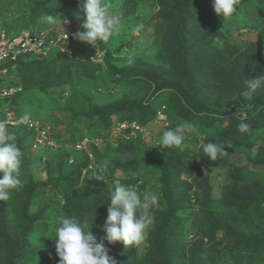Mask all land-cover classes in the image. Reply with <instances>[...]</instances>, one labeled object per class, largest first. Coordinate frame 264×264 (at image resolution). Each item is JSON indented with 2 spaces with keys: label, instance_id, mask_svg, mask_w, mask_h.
<instances>
[{
  "label": "trees",
  "instance_id": "16d2710c",
  "mask_svg": "<svg viewBox=\"0 0 264 264\" xmlns=\"http://www.w3.org/2000/svg\"><path fill=\"white\" fill-rule=\"evenodd\" d=\"M18 1L25 24L8 22L14 29L10 34L35 33L29 28L31 24L50 26L41 19L46 15L57 14L61 17L57 21H67L71 26L78 21L79 0ZM104 3L108 10L123 14V25L102 45L101 62L87 56L90 46L74 38L79 60H71L60 51H52L51 55L56 53L53 57L23 55L9 75H0V86H21L23 91L2 102L10 103L22 116V111L26 112L23 104L41 98L47 111L85 117L91 122L88 136L105 142L100 131L105 128L111 133L114 116L118 121H136L158 138L167 128L191 122L195 131L188 133L196 141L184 140L181 146L169 149L148 143L141 134L127 139L120 136L116 145L109 142L105 152H97V162L106 171L101 177L92 172L84 176L91 162L85 153L75 157L74 150L66 151L60 159L44 161L48 150L35 157L33 163L47 174L45 181H38L30 169L32 162L23 159L22 187L10 190L9 199L0 201V264H59L56 247L51 248L38 236L53 233L61 216L81 219L117 264H264V172L255 177L231 162L239 152L253 165L264 167V88L249 100L241 95L247 90L246 80L264 74V0H241L237 15L225 24L214 12L212 0ZM150 8L157 9L156 18L162 22L160 49L149 60L140 56L130 60L126 52L133 37L125 43L116 36L130 35L129 18L140 14L145 20ZM244 29L256 32V39L233 41V35ZM82 30L79 22L71 32ZM53 89L59 98L67 97L63 104L51 94ZM33 92L37 93L30 95ZM159 113L167 117L168 126L155 122ZM241 117L250 126L248 132L238 129ZM17 131L20 148L31 150L30 135L24 137L22 130ZM207 142L231 147L225 145L228 154L212 161L202 151ZM113 153H129L132 159L121 163L111 158ZM72 157L79 160L70 164ZM227 168L222 196L216 198L209 174ZM148 173L159 183V193L150 209L153 223L146 230L145 254L140 257L138 246L109 244L102 229L114 182L137 186ZM42 187L53 192L47 195ZM50 200L56 206L52 216L45 219L52 207ZM188 210L191 215H184ZM41 223L44 227L39 230Z\"/></svg>",
  "mask_w": 264,
  "mask_h": 264
},
{
  "label": "clouds",
  "instance_id": "9594fccd",
  "mask_svg": "<svg viewBox=\"0 0 264 264\" xmlns=\"http://www.w3.org/2000/svg\"><path fill=\"white\" fill-rule=\"evenodd\" d=\"M240 4L241 0H212L214 12L222 18L224 24L237 15L236 10ZM79 5L77 19L80 20L83 30L74 33L73 38L94 47L97 42H102L104 46L119 31L120 18L109 13L104 0H79ZM57 17L60 16L46 15L41 19L53 25L57 23ZM246 83L247 90L241 95L245 100H249L258 89L264 88V74L256 79L246 80ZM236 116L238 113L234 117ZM29 118L27 113L21 116L24 121ZM249 127L241 117L239 131L248 132ZM193 131V123L181 122L174 128L164 130L159 144L161 148L179 147L185 139V132ZM16 139L13 132L0 124V201L9 199L10 190L22 187V153L15 142ZM225 145L231 147L230 144L207 142L203 144L202 151L206 157L215 161L218 156L228 154ZM157 200L158 196L152 190L145 189L140 192L135 186L115 181L110 192V202L107 204L108 216L102 229L106 233L108 243H123L125 247L141 245L146 237V230L153 223L150 209ZM86 227L88 230H85ZM53 239L59 264H117L104 244L96 241L89 226L76 216H61Z\"/></svg>",
  "mask_w": 264,
  "mask_h": 264
},
{
  "label": "rangeland",
  "instance_id": "374dc122",
  "mask_svg": "<svg viewBox=\"0 0 264 264\" xmlns=\"http://www.w3.org/2000/svg\"><path fill=\"white\" fill-rule=\"evenodd\" d=\"M24 1V0H23ZM18 0H0V29L3 31H6L7 33L13 32L10 27H8V22H12V20L14 21H19L21 25L25 24V21L23 20L22 15L24 14V11H21L22 8H20L19 4H18ZM148 16L145 18V20H141L139 18L140 14L137 15H132L129 20L132 23V28H130V32L128 36L124 37L123 34H119V36H116V40H120L123 41L125 43H127V39L128 37H133L132 39V44H131V48H129L127 50V54L128 57L130 58V60H134L137 56L142 57L143 59H150V57L154 54L157 49H160V41H159V36L161 34V30H162V22L159 18H156V12L157 9H148ZM110 14L116 15L120 18L123 17V14L120 12H115V11H111L109 10ZM79 22L80 20L76 21L75 23L72 24V26L70 25L69 22H65L62 20L61 21H57L56 24L53 25H45V24H37V25H30L29 28L33 29L34 31H36L35 33H37L38 31H44L45 33L52 35V36H56V35H64L67 33H70L71 29H73L74 27H79ZM236 21H234L232 24H235ZM231 24V23H230ZM254 26H256L258 24V22H256L255 20L253 21ZM123 24L120 23V26L122 27ZM17 31H19L20 29H15ZM32 30V31H33ZM248 35H244L247 34ZM256 32H254L251 29H244L243 31L240 32H236L233 35V41L236 40L237 42H241V41H246V40H253L256 39ZM103 43L102 42H97V46L94 47L92 45H89L90 47H93L91 49V51H89V53L87 54V56H90L91 59H96L98 61H102L103 60V56H104V48H102ZM154 48V51H150L148 50L149 48ZM59 50H56L55 52H58ZM49 55L51 57L55 56V54L51 55V53H49ZM122 66L124 64H121ZM119 91V90H118ZM52 95H55L57 98L61 97L59 92L56 91V89L51 90L50 91ZM37 92H33L30 93V95L35 94ZM114 95H118V93H114ZM35 96V95H34ZM32 96V98L34 97ZM39 96H41L39 94ZM64 96H68L66 95V93L64 94ZM112 97V96H111ZM67 97L64 98H59V104H63L65 102V99ZM113 99V98H112ZM25 111H22V116L27 113L29 114L30 118L38 120L42 123H49V124H53L57 129H55V135L57 134V139H64L65 136H63V134L66 135V138H69L72 133L75 134L76 136L79 137V133H81L83 135H87L89 133H85V127L88 126V123H91L89 121H86L85 117H73V115L68 114L66 111H59V112H50L47 111L44 106V104L41 102V98L40 100H35L34 102H31L29 104H23ZM7 107V103L5 104L4 102H2V100H0V120H2L3 118V110ZM167 120V117L162 113V115H160L158 117V120H156L155 122L157 124H162L165 123ZM162 122V123H161ZM170 124V122L168 121V123H165L164 125L168 126ZM163 126V125H162ZM89 127V126H88ZM81 128L83 130H81ZM8 131L13 132L15 135H17V130L15 131V128H7ZM89 130V128H88ZM77 131V132H76ZM79 131V132H78ZM101 134L104 135V138L107 140H112V143L115 142V145L118 143L119 141V137L121 136L116 123H113V126L111 128V133L108 130H105V128L101 129ZM22 133V131H21ZM26 136V133H24V137ZM142 137L145 138V140L148 143H152L155 145H158L160 138H158V136L156 135V133L148 128H146V132L141 134ZM17 137V136H16ZM199 141L203 140V137H199L198 138ZM186 141H196V138L188 132H185V139ZM19 146V142L15 141ZM30 144H28L31 147V150L29 149V147H22L20 148L21 153H22V163H23V159H25L26 161L32 162L31 163V171L34 172L35 174V178L38 181H45L47 179V174L46 172L38 167L35 163H33V161L35 160V157L41 153L44 154L45 152V148H42V146L40 147H34V145L36 144L33 140H31V142H29ZM104 144V145H103ZM104 146V147H103ZM103 148L97 149L99 150V153H103L106 151L107 146L105 145V143H101V146ZM35 148V149H34ZM183 149L187 148V145H183L182 147ZM72 149L70 148H62L59 150H51L49 149L46 152V156L48 158H52V159H60V157L62 156V154H64L66 151L69 152ZM74 153L75 157H79L78 156V152H72ZM119 154H115L113 153L111 155L112 156H117ZM128 156L123 157V158H118L119 161H121V163H123L124 159H126ZM132 156L130 155L129 159ZM74 159V157H72ZM112 159H116V158H112ZM76 160H79V158ZM75 160V163H76ZM231 162L233 165L241 168V169H245L248 172H250L253 176L257 177L259 173L264 172V167L263 168H258L256 165H253L248 158L239 153L236 152L232 158H231ZM42 167V166H41ZM228 173V168L224 169L223 171H213L211 172L209 175L211 177V182L212 185L214 187V195L216 198H220L222 196V190L224 188V186L226 185V174ZM119 176L124 177V175L122 173H119ZM146 180L145 181H141L139 183V185L135 186L137 188L138 191L142 192L145 189H149L154 191L157 196H158V191H159V183L156 181V179L154 178V176L152 174H147L146 175ZM145 182V183H144ZM41 190H45L47 195H50L53 192L52 188H47V187H42ZM52 204V207L50 209L49 212H47V216H45V219L48 218V216H52V211H54L53 207L56 206V203L53 200H50V202ZM184 215H191V211H186L183 212ZM44 227V224L41 223L38 226L39 230H42V228ZM58 226H53V233L49 234H43L38 236V239H40L42 242H44L45 244H51V248L55 247V240L53 239L55 237V230ZM193 237V235L191 234L188 239L191 240ZM145 243L142 242L141 245L138 246V253L140 257H143V255L145 254ZM52 258L54 257V253L51 254ZM221 264H228L223 262ZM229 264H231L229 262Z\"/></svg>",
  "mask_w": 264,
  "mask_h": 264
},
{
  "label": "built area",
  "instance_id": "2783aa9c",
  "mask_svg": "<svg viewBox=\"0 0 264 264\" xmlns=\"http://www.w3.org/2000/svg\"><path fill=\"white\" fill-rule=\"evenodd\" d=\"M73 34L71 31L60 36H52L44 31H38L37 33L21 31L20 33L10 34L0 30V75H9L12 65L23 55L48 56L52 51L59 50L67 55L69 59L79 60L73 45ZM90 48L92 49L93 47ZM22 91L21 86H0V100L7 101V99L15 97ZM3 111V118L0 120V124L6 128H15V131L22 130V135L24 133H26V136L30 135L27 139L29 142L33 140L36 143L34 147L42 146L46 150L70 148L78 153H85L91 164L84 169L83 175L85 176L88 172H92L97 177L105 176V169L100 167L97 162V149L100 148L101 143L105 142L103 138H92L84 135L78 141L65 142L57 139V134L55 135L56 128L53 124L42 123L32 118L27 121L21 120V115L13 110L10 103H7V107ZM116 125L121 133L120 135H125L126 139L146 132V129L136 121H119ZM125 131H130V133L128 135L124 134ZM47 158L46 156L43 160L47 161ZM74 163L75 159L71 158L70 164Z\"/></svg>",
  "mask_w": 264,
  "mask_h": 264
},
{
  "label": "crops",
  "instance_id": "0c3cea01",
  "mask_svg": "<svg viewBox=\"0 0 264 264\" xmlns=\"http://www.w3.org/2000/svg\"><path fill=\"white\" fill-rule=\"evenodd\" d=\"M160 114H162V113H159V116H160ZM158 116V117H159ZM158 119V118H157ZM113 123H117V122H119L118 120V117L117 116H114L113 117ZM87 121V120H86ZM92 123H95V121H92ZM113 126V125H112ZM144 127V126H143ZM86 129H85V133H88V126H86L85 127ZM145 129L147 128V127H144ZM81 130H83L82 128H81ZM77 132V131H76ZM79 132V131H78ZM140 134H137V135H133L132 137H137V136H139ZM63 136H65L64 137V139H61L62 141H65V142H73V141H78V140H80V139H82L83 137H84V133H83V135L81 134V133H79V137L78 136H76L75 134H73L72 133V135L69 137V138H66V135L65 134H63ZM121 136H125V135H121ZM92 138H96V137H92ZM125 138V137H124ZM126 139V138H125ZM105 140H107V139H105ZM109 142H112V140H107V142H104L105 143V145L107 146L108 145V143ZM112 144H114L115 145V142L114 143H112ZM104 145V144H103ZM104 147V146H103ZM103 147H100V148H103ZM99 148V149H100ZM130 155L131 154H129V153H127V154H119V155H117V156H112V158H116V160H118L119 161V159L118 158H123V157H126V156H128L126 159H124V161L123 162H125V161H128V160H130V159H132V157L129 159V157H130ZM119 162H121V161H119Z\"/></svg>",
  "mask_w": 264,
  "mask_h": 264
}]
</instances>
